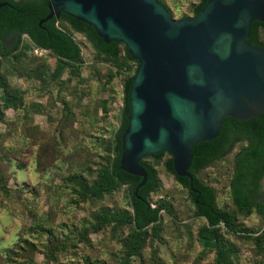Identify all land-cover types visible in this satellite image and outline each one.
<instances>
[{
    "label": "rangeland",
    "instance_id": "rangeland-1",
    "mask_svg": "<svg viewBox=\"0 0 264 264\" xmlns=\"http://www.w3.org/2000/svg\"><path fill=\"white\" fill-rule=\"evenodd\" d=\"M175 19L191 17L200 0H162ZM84 62L70 66L50 50H39L29 36L21 58L0 49V264H120L131 225L96 229L101 214H133L129 188L91 196L86 187L110 165V144L120 125L124 80L135 65L121 70L98 58L82 33L66 23ZM264 37V32L261 34ZM245 145L199 172L216 189L217 206L235 214L251 237L221 231L236 249L234 264H264L255 237L264 234V217L240 213L231 194L234 156ZM169 154L156 160L159 187L149 195L161 212L160 234L150 238L132 264H215V253L199 241L207 224L196 208L179 211L187 193L168 171ZM264 189V179L262 181Z\"/></svg>",
    "mask_w": 264,
    "mask_h": 264
},
{
    "label": "water",
    "instance_id": "water-1",
    "mask_svg": "<svg viewBox=\"0 0 264 264\" xmlns=\"http://www.w3.org/2000/svg\"><path fill=\"white\" fill-rule=\"evenodd\" d=\"M48 8L41 24L69 15L104 42L124 44L138 62L120 161L142 178L137 198L148 179L145 157L172 156L175 174L197 192L189 172L194 146L217 138L227 116L264 113V48L248 41L253 23L264 22V0H208L199 15L181 19L159 0H49ZM178 208H196L188 190Z\"/></svg>",
    "mask_w": 264,
    "mask_h": 264
},
{
    "label": "trees",
    "instance_id": "trees-1",
    "mask_svg": "<svg viewBox=\"0 0 264 264\" xmlns=\"http://www.w3.org/2000/svg\"><path fill=\"white\" fill-rule=\"evenodd\" d=\"M163 3L162 0H159ZM208 0H200L193 8V15L200 14ZM9 4L0 8V49L4 56L21 58V42L24 35L38 47L50 50L65 64L74 66L84 62L82 50L72 34L59 26L66 23L72 31L86 36L97 53L98 58L121 70L122 66L134 64L132 74L124 80V98L121 111L120 125L115 134L110 150L113 158L110 165L98 173V177L91 186L86 187V192L91 196L111 194L120 186L129 188L133 214H101L96 220V229L102 230L106 225L133 227L131 233L124 241V253L120 264H132L133 260L142 254L150 238H158L160 234L161 212L169 209L167 202L153 206L149 195L159 187V178L152 164L141 161L148 173V179L144 186L139 188L137 198L134 194L142 178L129 174L121 168L122 135L128 126L129 91L138 62L129 54L127 47L122 43H106L98 36L90 25L66 14L59 18L53 17L44 23H40L48 13L49 0H0ZM166 6V5H165ZM167 7V6H166ZM168 9V8H167ZM169 10V9H168ZM264 22L255 21L252 25L251 36L248 41L252 45L264 48ZM1 70V65H0ZM1 76V72H0ZM238 143H244L235 153L233 161V174L231 178V194L237 210L242 214H250L254 210L264 217V192L262 181L264 179V113L259 117L246 121L227 116L217 138L204 141L194 146L192 150L193 161L189 172L194 177V188L190 189V179L178 177L173 168V158L166 161L168 171L173 173L177 180L187 188L196 207V214L204 217L207 224L199 230L198 236L201 245L215 253V264H234L233 256L236 249L229 244L221 231L222 225L229 231L244 238L251 237L248 230L241 227L235 214H232L217 206L216 189L203 183L198 173L214 162L225 158L232 153ZM161 153L147 158L161 159ZM197 199V200H196ZM264 234L255 237L258 246L261 247Z\"/></svg>",
    "mask_w": 264,
    "mask_h": 264
},
{
    "label": "built area",
    "instance_id": "built-area-1",
    "mask_svg": "<svg viewBox=\"0 0 264 264\" xmlns=\"http://www.w3.org/2000/svg\"><path fill=\"white\" fill-rule=\"evenodd\" d=\"M39 50H46V49H43V48L37 46V51H39Z\"/></svg>",
    "mask_w": 264,
    "mask_h": 264
}]
</instances>
